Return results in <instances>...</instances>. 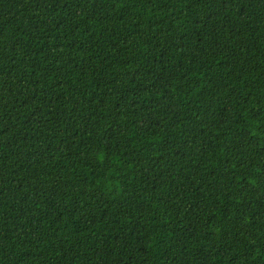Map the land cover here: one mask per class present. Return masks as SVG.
<instances>
[{"label":"trees","instance_id":"16d2710c","mask_svg":"<svg viewBox=\"0 0 264 264\" xmlns=\"http://www.w3.org/2000/svg\"><path fill=\"white\" fill-rule=\"evenodd\" d=\"M0 264H264V0H0Z\"/></svg>","mask_w":264,"mask_h":264}]
</instances>
